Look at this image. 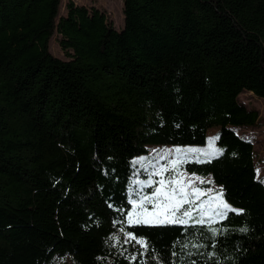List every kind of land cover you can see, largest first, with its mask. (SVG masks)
I'll use <instances>...</instances> for the list:
<instances>
[{
  "label": "trees",
  "instance_id": "trees-1",
  "mask_svg": "<svg viewBox=\"0 0 264 264\" xmlns=\"http://www.w3.org/2000/svg\"><path fill=\"white\" fill-rule=\"evenodd\" d=\"M60 2L0 0V264H264V186L232 131L257 121L239 94L264 100V0H122L119 31ZM211 127L221 154L181 169L236 212L128 225L131 160Z\"/></svg>",
  "mask_w": 264,
  "mask_h": 264
},
{
  "label": "rangeland",
  "instance_id": "rangeland-1",
  "mask_svg": "<svg viewBox=\"0 0 264 264\" xmlns=\"http://www.w3.org/2000/svg\"><path fill=\"white\" fill-rule=\"evenodd\" d=\"M67 2H71L74 6H81L86 9H95L102 13L107 22L115 31H119L122 28V0H61L59 7V16L65 15V6ZM59 37L53 34L48 42V52L55 58L66 61L67 58L64 52L58 46ZM237 104L243 106L246 110H253L257 113V121L251 127L232 128L234 134L242 140L250 143L252 147V163L254 166L255 178L264 186V100L256 98L246 93H241L236 98ZM217 128L211 127L206 131L205 142L201 146H184V147H162V146H149L144 155L134 157L131 160V177L128 188V195L130 201L136 199L138 194L142 192L143 183L148 179L149 174L154 170L153 165H159L166 163L167 160H161L162 155L168 154L167 159H173L176 155L175 149L187 150L195 149L196 152L187 153L190 158L189 162H201L204 159H212L221 154L222 149L215 144ZM180 165V177L184 182L189 183V191L192 187L200 188L203 195L200 197V201H196L199 204L201 201L208 200L219 196L222 199V192L217 186H215L209 177H199L196 175L188 174L181 169ZM172 172H168L165 175H172ZM160 177L153 176V180H158ZM158 186V185H157ZM214 204L218 201L214 200ZM185 208L188 205L184 206ZM151 210V205H148ZM229 211H234L229 207ZM129 211H132V205ZM227 211V212H229ZM195 216L196 213L194 212ZM224 217V216H223ZM223 217H217L211 223L208 222V217H205V223L201 225H211L218 223ZM127 222V217H126ZM189 224H196L194 220H190ZM179 225V224H178Z\"/></svg>",
  "mask_w": 264,
  "mask_h": 264
},
{
  "label": "snow or ice",
  "instance_id": "snow-or-ice-1",
  "mask_svg": "<svg viewBox=\"0 0 264 264\" xmlns=\"http://www.w3.org/2000/svg\"><path fill=\"white\" fill-rule=\"evenodd\" d=\"M176 155L168 160V154L162 155L161 160H167L166 163L153 165L154 170L149 174L148 179L143 183L144 188H151L150 193L140 192L136 199L131 201L132 211L127 213L128 225H150V226H168V225H188L190 220L196 224H204L205 217L211 223L217 217L226 216L229 211V205L220 199L219 196L200 201L203 195L200 188L192 187L189 191V183L184 182L180 177V165L189 162L187 153L196 152L195 149H175ZM172 172V175H165ZM153 176L160 177L153 180ZM158 185V186H157ZM216 200L218 203L214 204ZM148 205H151L149 210ZM188 205L187 208L184 206ZM242 212V210H240ZM196 213L194 216L193 213ZM215 233V229H211ZM247 228H241V232H246ZM131 239V235H128ZM144 245L143 240L137 241ZM195 264V262H193Z\"/></svg>",
  "mask_w": 264,
  "mask_h": 264
},
{
  "label": "crops",
  "instance_id": "crops-1",
  "mask_svg": "<svg viewBox=\"0 0 264 264\" xmlns=\"http://www.w3.org/2000/svg\"><path fill=\"white\" fill-rule=\"evenodd\" d=\"M204 160H206V159H204Z\"/></svg>",
  "mask_w": 264,
  "mask_h": 264
}]
</instances>
